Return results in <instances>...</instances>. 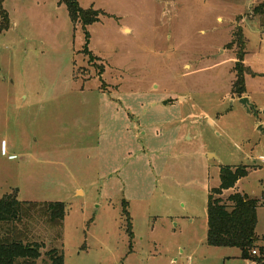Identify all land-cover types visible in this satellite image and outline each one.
<instances>
[{"label": "rangeland", "instance_id": "374dc122", "mask_svg": "<svg viewBox=\"0 0 264 264\" xmlns=\"http://www.w3.org/2000/svg\"><path fill=\"white\" fill-rule=\"evenodd\" d=\"M77 1L99 10L86 27L91 54L65 4L2 2L0 198L64 204L61 244L54 228L31 226L64 264H259L206 236L220 168L245 166L232 191L214 196L258 199L264 245V16L252 14L264 0ZM236 31L237 69L251 72L240 95ZM112 106L135 128L123 118L114 128Z\"/></svg>", "mask_w": 264, "mask_h": 264}, {"label": "trees", "instance_id": "16d2710c", "mask_svg": "<svg viewBox=\"0 0 264 264\" xmlns=\"http://www.w3.org/2000/svg\"><path fill=\"white\" fill-rule=\"evenodd\" d=\"M0 0V31L9 27L7 12ZM65 4L73 25L79 23L85 31L84 51L91 54L87 45L89 33L86 27L98 20L99 10L83 9L77 0H58ZM252 14L264 16V1L252 8ZM240 31H236V39L240 48L236 53V69L242 67L245 55V39ZM229 42L231 47L236 41ZM103 69V68H102ZM249 69H237L233 82V92L240 95L245 91L244 74ZM251 73V72H250ZM221 178L218 187L211 188L207 197V236L206 242L215 247H237L241 257L260 263L264 260V245H256L257 235L256 210L258 199L246 194L234 192L228 195L225 201L214 194L234 187L247 170L245 166L220 168ZM126 214V231L130 239L133 237L128 212ZM65 216V207L58 201H20L13 194L0 198V264H64L62 250L55 246L43 252L44 243L32 237V223L43 222L56 230V240L62 242V228ZM257 254H253V250Z\"/></svg>", "mask_w": 264, "mask_h": 264}, {"label": "crops", "instance_id": "0c3cea01", "mask_svg": "<svg viewBox=\"0 0 264 264\" xmlns=\"http://www.w3.org/2000/svg\"><path fill=\"white\" fill-rule=\"evenodd\" d=\"M107 92V91H106ZM106 99V98H105ZM111 101H114L113 99H111V98H109V99H106L105 101H104V103L108 106L110 103H111ZM182 101V100H181ZM181 101H179V102H181ZM166 103H169V101H167ZM111 110V111H110ZM109 111H110V113H109V115H108V117L110 118L111 117V121H112V124L114 125V128H115V125H116V127H118V125H120V119L121 118H123V121L125 122V121H128V122H125V125L126 124H129V126H128V129L130 128V127H133V128H135V123H136V121H133L132 123H131V119H134L135 117L133 116V115H131V114H123L122 112H121V110L120 109H117L115 106H112V108L111 109H109ZM127 115H128V117H127ZM125 116H126V118H125ZM131 118V119H130ZM209 119V122H212V119L211 118H208ZM185 121V117H181L180 119H179V122H184ZM116 122V123H115ZM117 122H118V124H117ZM106 130H109L108 128H106ZM134 136H136L135 134H134ZM194 137V136H193ZM189 138H191V136L189 135ZM180 140V139H179ZM179 140H177V137H175V141H179ZM200 154V157H201V155H202V152H201V150L200 149H198V153H197V157H198V155ZM208 156L210 157V158H212L214 155L213 154H211V153H209L208 154ZM238 182V181H237ZM237 182L235 183V185L237 184ZM234 185V186H235ZM234 189V187H232V188H230V189H226V190H224L225 192H228V191H232ZM263 262H260L259 264H262Z\"/></svg>", "mask_w": 264, "mask_h": 264}, {"label": "built area", "instance_id": "2783aa9c", "mask_svg": "<svg viewBox=\"0 0 264 264\" xmlns=\"http://www.w3.org/2000/svg\"><path fill=\"white\" fill-rule=\"evenodd\" d=\"M257 160L260 161L261 163H264V156H263V155H262V156H259V157L257 158ZM252 253H253V254H257V251L254 249V250L252 251Z\"/></svg>", "mask_w": 264, "mask_h": 264}, {"label": "water", "instance_id": "95a60500", "mask_svg": "<svg viewBox=\"0 0 264 264\" xmlns=\"http://www.w3.org/2000/svg\"><path fill=\"white\" fill-rule=\"evenodd\" d=\"M241 101H242V102H245V101H246V99H245V98H242V99H241Z\"/></svg>", "mask_w": 264, "mask_h": 264}]
</instances>
